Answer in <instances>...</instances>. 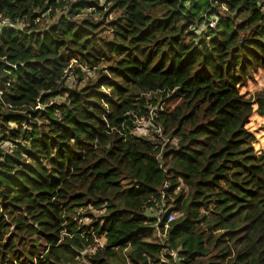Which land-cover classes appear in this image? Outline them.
Instances as JSON below:
<instances>
[{
    "label": "trees",
    "instance_id": "1",
    "mask_svg": "<svg viewBox=\"0 0 264 264\" xmlns=\"http://www.w3.org/2000/svg\"><path fill=\"white\" fill-rule=\"evenodd\" d=\"M0 15V264H264V89L240 91L264 69V0H0ZM177 89L162 137L134 136ZM165 183L161 240L146 208Z\"/></svg>",
    "mask_w": 264,
    "mask_h": 264
},
{
    "label": "built area",
    "instance_id": "2",
    "mask_svg": "<svg viewBox=\"0 0 264 264\" xmlns=\"http://www.w3.org/2000/svg\"><path fill=\"white\" fill-rule=\"evenodd\" d=\"M77 1V0H72ZM208 22H205V24ZM11 26V21L8 17L0 15V31H2L4 28H7ZM209 26L211 28H214L216 26L215 22H210ZM199 33V32H197ZM79 67L82 69L83 72L89 73L87 68L82 67L77 63V61L72 62L71 69H75ZM87 70V71H86ZM71 72H67V78L70 76ZM177 90H174L171 92V94L163 101L159 102L158 106L152 107L149 110L147 117H142L137 119L136 128L133 131L134 136H147V137H153L157 136L158 138H161L163 135L162 128L160 126H157L155 124V120L158 118V115L160 112L164 111V107L169 103V101L175 97ZM52 104V103H51ZM42 106L39 105L37 109H41ZM143 129L146 130V132H141ZM171 185L169 183H165L164 188L161 190L159 195L154 196L150 199L149 205L146 208V213L149 215V217L156 219L157 224V236L159 239L163 240L169 229L171 224L176 220L177 214L173 212V206L171 205V201H173V196L168 195V191L170 190ZM179 190L176 191V193ZM169 199V200H168ZM171 200V201H170ZM81 213V212H80ZM80 213H78V217L75 218V221L79 224L83 223V220L79 219ZM107 240L104 236L102 237H95L94 243L87 248V253L89 254H95L98 250L104 249L106 246ZM171 256L175 257V253H171Z\"/></svg>",
    "mask_w": 264,
    "mask_h": 264
},
{
    "label": "rangeland",
    "instance_id": "3",
    "mask_svg": "<svg viewBox=\"0 0 264 264\" xmlns=\"http://www.w3.org/2000/svg\"><path fill=\"white\" fill-rule=\"evenodd\" d=\"M104 1V0H102ZM57 20L48 22L49 24L56 23ZM22 27V25H19ZM86 68V67H84ZM74 70V69H73ZM87 71V70H86ZM87 75H90L91 77H94L92 73H88ZM76 84V77L74 76L73 72L70 73V76L68 77L66 81L67 87H74ZM264 89V69H260L258 72L254 74V78L252 80L248 81V84L245 87H241L240 91L242 94L246 95L247 97H252L257 91ZM63 98L55 99V102L61 103L63 102ZM174 106V104H172ZM256 115V114H255ZM255 115H252L251 117V124L250 129L254 132L257 140L254 143V147L256 150H262L264 149V119H258ZM259 117V116H258ZM262 118V117H259ZM141 132H146L145 129H143ZM5 149H8V145H5ZM10 149V148H9ZM83 223H90L89 220H83ZM157 230V229H156ZM157 233V232H156Z\"/></svg>",
    "mask_w": 264,
    "mask_h": 264
},
{
    "label": "crops",
    "instance_id": "4",
    "mask_svg": "<svg viewBox=\"0 0 264 264\" xmlns=\"http://www.w3.org/2000/svg\"><path fill=\"white\" fill-rule=\"evenodd\" d=\"M257 116H259V117H262V116H260V115H258V114H256ZM262 118H264V117H262Z\"/></svg>",
    "mask_w": 264,
    "mask_h": 264
}]
</instances>
